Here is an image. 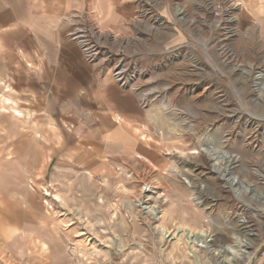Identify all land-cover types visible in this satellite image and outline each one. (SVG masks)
<instances>
[{
	"label": "rangeland",
	"instance_id": "374dc122",
	"mask_svg": "<svg viewBox=\"0 0 264 264\" xmlns=\"http://www.w3.org/2000/svg\"><path fill=\"white\" fill-rule=\"evenodd\" d=\"M132 4L121 19L127 30L102 29L89 7L60 25L88 63L135 97L143 118L139 132L129 128L153 156L55 151L48 136L35 163L45 124L55 125L37 111L29 83H11L30 79L26 70L0 77L30 112L10 119L12 134L30 135L8 158L25 134L6 137L0 111V264H196L185 227L213 239L196 250L200 264H220L213 248L229 245L238 260L264 264V0ZM226 155L249 192L237 194L214 163Z\"/></svg>",
	"mask_w": 264,
	"mask_h": 264
},
{
	"label": "crops",
	"instance_id": "0c3cea01",
	"mask_svg": "<svg viewBox=\"0 0 264 264\" xmlns=\"http://www.w3.org/2000/svg\"><path fill=\"white\" fill-rule=\"evenodd\" d=\"M131 5L132 0H0V77L8 75L10 81L15 72L26 70L30 79L15 75L11 83H29L26 85L31 87L32 96H40V103L35 101L37 111L55 125L48 129L45 124L43 128L45 138L53 136L51 146H56L53 150L83 151L95 157L109 152L148 159L153 156L129 128L133 125L139 132L137 122L143 118L135 97L123 91L110 74L103 75L88 63L81 49L66 38L65 28L60 25L64 15L89 7L97 13L102 29L127 30L125 20L121 19ZM0 88L4 89L0 93V111L9 118L5 121V136H18L24 131L17 129L12 134L15 123L11 117H28L30 112L18 107L8 86L0 82ZM23 134L19 143L6 152L8 158L16 157L29 143L30 134ZM46 140L41 139L39 148L35 149V163L38 152L47 149ZM88 158L85 155L83 160ZM31 181L28 178V187ZM26 197L31 204L30 191Z\"/></svg>",
	"mask_w": 264,
	"mask_h": 264
},
{
	"label": "bare ground",
	"instance_id": "6f19581e",
	"mask_svg": "<svg viewBox=\"0 0 264 264\" xmlns=\"http://www.w3.org/2000/svg\"><path fill=\"white\" fill-rule=\"evenodd\" d=\"M261 92H263V91H261ZM204 149H206V148H204ZM207 150H208V148H207ZM215 158H216V160L214 161V163H217L219 165L218 168L221 171L222 175L229 181V183L235 189V192L237 194L240 195L242 193L249 192L252 189L251 184L245 183L244 180L241 179V177H239L237 174L233 173V171L231 170V166H230L231 164L230 163L234 162V160H235V158H233L232 155H226L224 158H221V159L218 158V156H216ZM157 208H158V205H151L150 203L148 205V211L151 214H154L156 216L160 213V211L157 210ZM239 221L240 222L246 221V217L241 216ZM248 230L251 233L252 229L248 228ZM177 233L179 235H181L180 230ZM169 234H170L169 232L163 233V235H165V236H168ZM182 235L188 243L193 244L195 246V248L191 247V249L189 250V254L192 255L193 257H195V259L197 261L196 264H200L196 250L202 249V248L212 249L211 246L213 244L212 243L213 239L211 238L210 233L208 232V230H205V229L194 230L190 227H185L182 229ZM213 249L215 250V252L217 254L221 255V257H222L221 262H219L220 264H248L249 263V262L240 261V259L238 260V256L241 254V252H240V249L235 248L233 245H229L228 247H224V249H216V248H213ZM41 250H43V249H41Z\"/></svg>",
	"mask_w": 264,
	"mask_h": 264
}]
</instances>
